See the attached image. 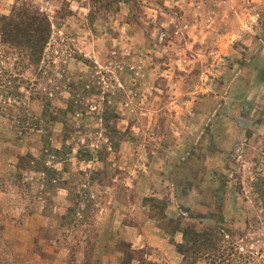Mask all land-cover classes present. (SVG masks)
<instances>
[{
    "label": "rangeland",
    "instance_id": "rangeland-1",
    "mask_svg": "<svg viewBox=\"0 0 264 264\" xmlns=\"http://www.w3.org/2000/svg\"><path fill=\"white\" fill-rule=\"evenodd\" d=\"M0 264H264V0H0Z\"/></svg>",
    "mask_w": 264,
    "mask_h": 264
},
{
    "label": "trees",
    "instance_id": "trees-1",
    "mask_svg": "<svg viewBox=\"0 0 264 264\" xmlns=\"http://www.w3.org/2000/svg\"><path fill=\"white\" fill-rule=\"evenodd\" d=\"M181 234H182V238H183L184 242L185 241H188L189 239H191V236H189V233L187 231H181ZM200 238H201V236L195 235V239H198L199 240ZM196 243H198V242L196 240H194V242L189 247H184V249L180 253L186 256L187 255V251H190V249L192 248V246L195 245ZM204 244L202 243V245H204ZM185 256H183V257H185Z\"/></svg>",
    "mask_w": 264,
    "mask_h": 264
}]
</instances>
